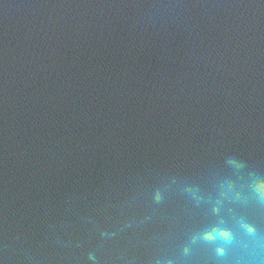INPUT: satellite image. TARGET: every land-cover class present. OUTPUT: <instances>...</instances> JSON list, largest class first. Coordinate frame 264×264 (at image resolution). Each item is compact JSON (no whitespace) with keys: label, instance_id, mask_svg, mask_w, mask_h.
Returning a JSON list of instances; mask_svg holds the SVG:
<instances>
[{"label":"water","instance_id":"1","mask_svg":"<svg viewBox=\"0 0 264 264\" xmlns=\"http://www.w3.org/2000/svg\"><path fill=\"white\" fill-rule=\"evenodd\" d=\"M0 264H264V0H0Z\"/></svg>","mask_w":264,"mask_h":264},{"label":"clouds","instance_id":"2","mask_svg":"<svg viewBox=\"0 0 264 264\" xmlns=\"http://www.w3.org/2000/svg\"><path fill=\"white\" fill-rule=\"evenodd\" d=\"M221 235H223V236H225V237H226V236H227V233H221Z\"/></svg>","mask_w":264,"mask_h":264}]
</instances>
